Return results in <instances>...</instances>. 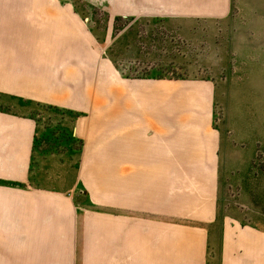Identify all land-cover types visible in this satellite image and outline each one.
<instances>
[{
  "label": "crops",
  "instance_id": "obj_1",
  "mask_svg": "<svg viewBox=\"0 0 264 264\" xmlns=\"http://www.w3.org/2000/svg\"><path fill=\"white\" fill-rule=\"evenodd\" d=\"M109 1L136 18H220L230 8ZM67 2L0 0V95L76 112L82 144L70 190L37 186V122L0 109V264H264V232L212 226L214 86L123 77L101 61Z\"/></svg>",
  "mask_w": 264,
  "mask_h": 264
},
{
  "label": "rangeland",
  "instance_id": "obj_2",
  "mask_svg": "<svg viewBox=\"0 0 264 264\" xmlns=\"http://www.w3.org/2000/svg\"><path fill=\"white\" fill-rule=\"evenodd\" d=\"M67 1L101 61L112 62L123 77L214 86L213 126L221 147L212 226L221 232L228 221L264 232V0H230L220 18L126 17L109 0ZM0 109L39 124L37 186L70 190L82 161V144L73 135L77 113L2 95Z\"/></svg>",
  "mask_w": 264,
  "mask_h": 264
},
{
  "label": "trees",
  "instance_id": "obj_3",
  "mask_svg": "<svg viewBox=\"0 0 264 264\" xmlns=\"http://www.w3.org/2000/svg\"><path fill=\"white\" fill-rule=\"evenodd\" d=\"M36 120V119H35ZM36 122H37V120H36ZM37 125H38V127H39V124H38V122H37ZM36 138H37V136H36ZM35 153H36V146H34V158H35ZM33 164H34V159H33V161H32V169H30V180L32 179V176H31V174H32V172H33Z\"/></svg>",
  "mask_w": 264,
  "mask_h": 264
}]
</instances>
